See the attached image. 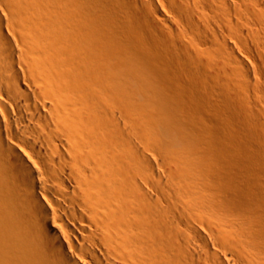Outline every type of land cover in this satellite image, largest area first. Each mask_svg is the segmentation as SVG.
I'll return each instance as SVG.
<instances>
[{
	"label": "bare ground",
	"instance_id": "obj_1",
	"mask_svg": "<svg viewBox=\"0 0 264 264\" xmlns=\"http://www.w3.org/2000/svg\"><path fill=\"white\" fill-rule=\"evenodd\" d=\"M0 264H264V0H0Z\"/></svg>",
	"mask_w": 264,
	"mask_h": 264
},
{
	"label": "rangeland",
	"instance_id": "obj_2",
	"mask_svg": "<svg viewBox=\"0 0 264 264\" xmlns=\"http://www.w3.org/2000/svg\"><path fill=\"white\" fill-rule=\"evenodd\" d=\"M191 46H192V45H190L189 47L192 48Z\"/></svg>",
	"mask_w": 264,
	"mask_h": 264
}]
</instances>
